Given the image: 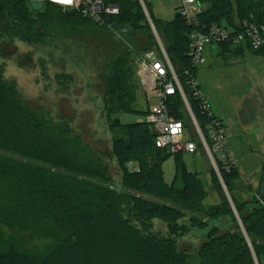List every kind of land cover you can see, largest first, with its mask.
Returning <instances> with one entry per match:
<instances>
[{"label":"trees","instance_id":"trees-1","mask_svg":"<svg viewBox=\"0 0 264 264\" xmlns=\"http://www.w3.org/2000/svg\"><path fill=\"white\" fill-rule=\"evenodd\" d=\"M120 8L117 16L97 24L75 11L46 3L34 11L29 0H0V63L4 46L19 41L42 45L69 33L75 26L95 24L138 30L146 17L138 0H106ZM205 6L202 24L240 31L243 22L264 25V0H198ZM165 33V51L176 70L193 114L206 134L210 119L186 83L185 70L197 77L200 68L188 57L193 28L176 13L172 21L156 19ZM65 13H64V12ZM264 37V34H263ZM160 51L158 45L140 55ZM218 57L246 52L264 59L263 46L218 47ZM128 71L118 68L104 99V113L119 128L113 141V158L122 173L121 187L112 184L109 169L63 118L54 119L33 110L20 97L15 82L5 78L0 64V264H255L248 240L231 205L219 189L221 202L205 206L207 193L192 172L184 154L172 155L156 147L151 125L123 123L133 113L135 93ZM172 118L190 129L180 96L168 101ZM151 111L149 105L143 117ZM193 126V125H192ZM194 128V127H193ZM191 138L196 141L194 136ZM198 148H202L197 141ZM174 156L176 172L171 184L164 181L163 163ZM133 164L139 172H129ZM245 233L259 264H264V162L262 178L250 201L238 199L239 170L218 164ZM216 177V176H215ZM136 193L153 195L157 203ZM187 213L191 223L183 224ZM167 226V235L154 231L153 221ZM205 220V221H204ZM225 224L227 231L218 234ZM192 231L203 240L194 251L180 249V240ZM21 237L31 239L27 246Z\"/></svg>","mask_w":264,"mask_h":264},{"label":"rangeland","instance_id":"rangeland-1","mask_svg":"<svg viewBox=\"0 0 264 264\" xmlns=\"http://www.w3.org/2000/svg\"><path fill=\"white\" fill-rule=\"evenodd\" d=\"M138 1L146 17V23H142L138 30L131 26L117 29L88 24L75 26L69 29L68 34L42 45L8 42L3 49L5 59L0 63L5 78L16 83L20 97L33 110L69 122L84 143L107 165L112 184L119 188L122 173L113 158V141L120 129L112 127L114 118L107 120L104 99L118 68L124 67L131 74L129 83L135 93V102L133 113L121 116L122 122L130 123L144 118L142 115H145L149 105L153 107L156 104L153 95L148 94L147 88L139 80V57L148 48L155 45L160 48L162 45L165 49L168 44L163 30L155 27L147 3L151 4L156 19L172 21L179 2ZM43 5L46 6V3ZM206 56L207 63L200 67L198 83L213 113L220 118L229 135L228 147L239 170L241 191L237 192L238 199L250 201L262 178L264 162V59L249 52L218 57L217 49L208 50ZM185 110L184 117L190 125L187 134L198 139L186 106ZM183 159L188 171L201 180L207 193L205 206L219 204V189H222L235 216L239 217V220L236 219L241 228V218L233 198L228 190V193L225 191L226 185L213 168L205 150L199 148L194 154H184ZM162 169L164 181L171 184L176 172L175 157H168ZM127 170L132 172L130 164ZM136 194L145 200L159 201L153 195ZM191 216L187 213L182 223L189 225ZM153 225L155 232L167 235V226L163 221L155 220ZM226 231L225 224L219 225L218 234ZM195 234L196 231H192L181 239L180 249L190 252L197 249L203 240ZM20 239L27 246L32 243L28 237ZM254 262L259 264L257 258Z\"/></svg>","mask_w":264,"mask_h":264},{"label":"built area","instance_id":"built-area-1","mask_svg":"<svg viewBox=\"0 0 264 264\" xmlns=\"http://www.w3.org/2000/svg\"><path fill=\"white\" fill-rule=\"evenodd\" d=\"M31 3H50L68 11H75L83 17L100 25L104 24V18L117 16L120 13L118 5L106 0H71V3H61L59 0H29ZM177 13L186 24L193 28L190 35L191 44L188 57L191 65L196 68L207 63V51L218 49L219 46L240 47L249 45L253 50H259L264 43V25H254L243 22L240 31L228 30L224 26L202 24L201 16L205 12V6L198 0H179ZM138 76L140 82L147 88L156 100L150 113L138 120V123L151 125L156 134V147L167 149L174 154H194L198 151V144L191 136H188L184 123L171 117L168 109L170 98L180 94L188 112L190 113L198 140L205 150L213 168L221 175L218 164L226 171H230L236 162L228 147L229 135L220 118L215 116L210 102L203 95L198 83V76L194 77L190 70L184 71L186 83L193 96L199 101L203 114L210 119L207 132L201 130L188 99L183 91L179 77L174 69L164 47L160 45V51L152 50L139 57ZM132 172H139L133 164ZM264 206V202L258 198Z\"/></svg>","mask_w":264,"mask_h":264},{"label":"water","instance_id":"water-1","mask_svg":"<svg viewBox=\"0 0 264 264\" xmlns=\"http://www.w3.org/2000/svg\"><path fill=\"white\" fill-rule=\"evenodd\" d=\"M142 5H143V3H142ZM31 7H32V9H33L34 11H36V12L42 10V5L39 4V3H32ZM143 7H144V6H143ZM144 9H145V8H144ZM151 24H152V23H151ZM162 47H163V46H162ZM218 176H219V177L221 178V180H222L221 175H218ZM222 181H223V180H222ZM225 191L227 192V189H225ZM227 193H228V192H227ZM236 217H237V219L239 220V217H238V216H236ZM241 229L243 230V232H244V234H245V236H246V238H247V240H248V243H249V245H250V247H251V250H252V253H253V257H254V260H256V257H255L254 251H253V249H252L251 243H250V241H249V239H248V237H247V235H246V233H245V230H244L242 224H241ZM256 264H257V263H256Z\"/></svg>","mask_w":264,"mask_h":264},{"label":"snow or ice","instance_id":"snow-or-ice-1","mask_svg":"<svg viewBox=\"0 0 264 264\" xmlns=\"http://www.w3.org/2000/svg\"><path fill=\"white\" fill-rule=\"evenodd\" d=\"M61 3H71V0H59Z\"/></svg>","mask_w":264,"mask_h":264},{"label":"crops","instance_id":"crops-1","mask_svg":"<svg viewBox=\"0 0 264 264\" xmlns=\"http://www.w3.org/2000/svg\"><path fill=\"white\" fill-rule=\"evenodd\" d=\"M178 4H179V2H178ZM178 4L175 6V10H176V8H177V6H178ZM177 11V10H176ZM215 114V113H214ZM215 116H217L216 114H215ZM218 117V116H217ZM219 118V117H218ZM135 166V165H134ZM136 167V166H135Z\"/></svg>","mask_w":264,"mask_h":264}]
</instances>
